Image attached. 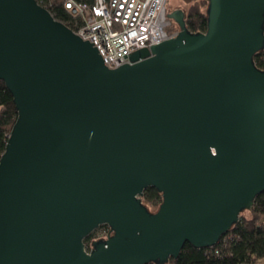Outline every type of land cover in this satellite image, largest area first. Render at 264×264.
<instances>
[{
  "label": "water",
  "instance_id": "95a60500",
  "mask_svg": "<svg viewBox=\"0 0 264 264\" xmlns=\"http://www.w3.org/2000/svg\"><path fill=\"white\" fill-rule=\"evenodd\" d=\"M209 2L207 32L175 8L176 38L110 69L37 0H0V81L18 113L0 159V264H165L187 243L216 247L251 211L264 0Z\"/></svg>",
  "mask_w": 264,
  "mask_h": 264
},
{
  "label": "trees",
  "instance_id": "16d2710c",
  "mask_svg": "<svg viewBox=\"0 0 264 264\" xmlns=\"http://www.w3.org/2000/svg\"><path fill=\"white\" fill-rule=\"evenodd\" d=\"M37 1L57 20L76 31L62 0ZM78 1L92 2V0ZM181 1L189 5L185 17L188 31L194 34L207 32L209 0ZM172 22L175 25L173 20ZM176 28L179 29V26ZM254 63L257 69L264 72V50L254 57ZM17 117L13 97L4 82L0 81V159ZM142 202L150 211L155 212L151 207L159 208L163 196L155 188H149L144 192ZM250 214L248 218L241 216L240 222L220 239L216 247L196 249L187 243L177 259H170L165 264H264V193L256 198ZM101 228L104 229L103 233L110 230L106 226ZM95 239L100 240L98 236L92 234L85 240L88 251L93 249V242L97 241Z\"/></svg>",
  "mask_w": 264,
  "mask_h": 264
},
{
  "label": "built area",
  "instance_id": "2783aa9c",
  "mask_svg": "<svg viewBox=\"0 0 264 264\" xmlns=\"http://www.w3.org/2000/svg\"><path fill=\"white\" fill-rule=\"evenodd\" d=\"M62 1L74 32L95 44L110 69L131 64V55L176 38L180 31L168 18L169 0ZM110 231L98 238L107 239Z\"/></svg>",
  "mask_w": 264,
  "mask_h": 264
},
{
  "label": "rangeland",
  "instance_id": "374dc122",
  "mask_svg": "<svg viewBox=\"0 0 264 264\" xmlns=\"http://www.w3.org/2000/svg\"><path fill=\"white\" fill-rule=\"evenodd\" d=\"M167 8H168V12L169 11L173 12V10L175 8H181V9L185 10V12L187 13V11L189 9V5L184 3L181 0H169ZM175 26L178 27V25L176 23H175ZM151 209L153 211H156L158 208L151 207ZM250 215H251L250 211H246V212L243 213L242 216L248 218V217H250ZM103 231H104V229L100 228V229L96 230L93 234L99 237V236L102 235Z\"/></svg>",
  "mask_w": 264,
  "mask_h": 264
}]
</instances>
